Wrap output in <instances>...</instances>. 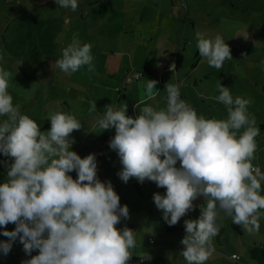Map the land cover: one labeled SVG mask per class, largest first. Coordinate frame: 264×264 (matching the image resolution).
<instances>
[{"label":"clouds","instance_id":"9594fccd","mask_svg":"<svg viewBox=\"0 0 264 264\" xmlns=\"http://www.w3.org/2000/svg\"><path fill=\"white\" fill-rule=\"evenodd\" d=\"M55 3L72 11L79 7L78 0ZM92 47L73 33L56 67L74 73L87 66L89 73L94 72ZM197 48L217 70L233 59L221 34L197 33ZM11 78L12 72L0 67V117H6L0 121V154L7 158L0 160L7 169L0 183V235L7 238L0 240V255L7 256L19 241L30 257L21 264H129L138 233L126 224L116 227L129 219V208L121 204L112 181L99 178L96 154L81 158L72 150L76 143L72 133L83 127L81 120L72 112L56 111L48 116L50 127L42 131L19 104H13ZM157 84L147 79V99L154 97ZM164 89L166 108L146 105L135 118L127 115L125 103L119 108L105 105L102 113L93 103L89 111L98 113L101 132L114 129L108 145L119 158V179L127 183L135 178L165 189L153 193V202L169 226L199 207L198 218L183 221L180 255L186 264H205L216 251L213 240L225 219L231 218L247 235L260 231L264 171L253 160L261 129L248 112L251 100L234 97L221 81L215 99L225 107L226 119L198 115L181 99L177 84L166 83ZM73 171L75 179L69 174ZM201 197L203 203L194 204ZM8 224L15 228L7 230ZM34 251L38 254L32 255ZM140 257L151 260L146 253ZM232 258L239 259L235 254Z\"/></svg>","mask_w":264,"mask_h":264},{"label":"crops","instance_id":"0c3cea01","mask_svg":"<svg viewBox=\"0 0 264 264\" xmlns=\"http://www.w3.org/2000/svg\"><path fill=\"white\" fill-rule=\"evenodd\" d=\"M182 1L185 2V9H182L176 0H82L81 6L76 11L66 8L70 13V18H66L68 23L71 19H76L72 30L69 29L70 35L77 33L80 39L93 45L91 51L94 56L95 71L89 73L87 66L86 68L83 66L74 73H64L61 70L56 72L57 75L54 73L53 75L58 77V84L62 77L69 82L67 87H60L64 94L62 99L55 100L56 106L74 113L73 107L76 104L69 101L71 89L74 88L76 96L78 91L87 92V89L82 88H88L95 95L94 101L98 112L102 113L105 105L111 104L119 108L125 103L127 115L135 118L139 115V110L146 105L156 109L166 108L167 92L164 88L166 83H174L179 86L181 99L192 105L198 115L218 119L216 106L213 103L214 95L210 88L202 87V80L207 79L209 69L206 68L208 67L206 63L203 66L199 65L205 60L199 55L197 48V33L205 34L207 37H210L209 34L211 37L215 34L216 24L209 21L210 17H213L210 15L212 8L205 7L203 11L198 0ZM211 1L206 2L209 7L212 6ZM222 3L237 8L238 5L244 4V0H223ZM66 42L71 43V41H64L65 44ZM188 60L191 61V67L186 65ZM173 64L175 68L172 70L170 66ZM134 73H139V78L126 82V77ZM78 78H89L99 86L95 87ZM147 79L158 81L156 89L153 90L152 99L146 97ZM100 93L105 95L102 101L98 98ZM82 99L84 112L81 114L83 116H77L79 111L75 115L81 120L85 132H81L83 127L73 132L77 137V153H81L79 154L81 158L90 153L96 154L97 161L101 165L98 171L99 178L112 181L114 190L120 196L121 204L128 206L132 218L140 214L142 224L147 225L151 222L145 217L148 212L149 219L159 223L158 215H161L162 211L156 208L153 193H164L165 189L157 188L153 182L146 181L140 184L135 178H130L127 183L119 179L116 173L121 165L116 152L112 151L109 145L100 153L94 147L95 139L109 141L115 134L114 129L101 132L102 130L96 125L98 113L90 112L89 100ZM141 100L145 103L138 105ZM47 126L50 127V125ZM261 136H264V133L256 137V142ZM104 173L108 179L104 177ZM198 199L202 200L199 204L203 203L202 197ZM198 212L199 207L182 217L175 226H169L163 221V232L183 234L185 217L196 215L198 218L200 214ZM153 213L156 217H152ZM132 218L126 221L131 227H136V222ZM165 226L173 230L166 231ZM216 238L223 241L221 233ZM255 241L264 244L263 238Z\"/></svg>","mask_w":264,"mask_h":264},{"label":"rangeland","instance_id":"374dc122","mask_svg":"<svg viewBox=\"0 0 264 264\" xmlns=\"http://www.w3.org/2000/svg\"><path fill=\"white\" fill-rule=\"evenodd\" d=\"M222 1L212 0V6L209 7L207 0H198L203 11L205 7L212 8L210 15L213 17H210L209 21L216 24L214 36L221 34L225 38L233 59L226 60L220 70L209 67L206 60L201 61L199 65L203 66L206 63L208 65L206 68L209 69L207 79L202 80V87L210 88L215 99L218 95L216 84L221 81L223 85L230 87L234 97L250 99L248 112L256 116L257 125L260 127L264 121V0H244V4L238 5L237 8L230 7ZM81 2L82 0H78L79 7ZM66 18H70L69 9L58 8L55 0H0V67L12 72L8 91L13 97V104H19L22 113L34 119L41 126L42 131L49 128L47 126L50 125L49 114L64 111L62 107L56 106L55 100L62 99L64 91L60 87H67L69 82L62 77L58 84V77L53 74L60 70L55 62L61 58L62 50L68 46L69 42L65 44L64 41H72L73 38L70 32L76 19H71L68 23ZM209 36L211 37L210 34ZM80 41L86 43L83 39ZM186 65L191 67V61L188 60ZM78 80H84L95 87L99 86L89 78H78ZM82 89H87V92L78 91L75 96L73 88L69 94V101L76 104L73 107L74 114L79 111L78 117H82L81 113L84 112L82 98L89 100L90 106L96 103L95 95L88 88ZM98 98L102 101L105 95L100 93ZM213 103L216 106L217 118L226 119L227 111L223 104L220 105L216 99ZM5 118L0 117V121ZM81 132H85V127ZM262 133L264 129H261L260 135ZM72 136L76 140L75 134L72 133ZM256 143V159L253 160V164L264 171V136L257 139ZM72 150L77 152L76 143ZM100 166L98 163V171ZM69 174L76 178L75 171ZM6 177L7 173L0 171V183L4 182ZM104 177L108 179L106 173ZM261 194L264 195V182H262ZM200 202L202 200L198 199L194 204ZM145 217L147 221H151L147 225L142 224L140 214L133 216L134 219L129 215V218L136 222V227H131L127 221L116 225L117 228H122L126 224L138 233V244L133 250L129 264H136L141 258L140 255L144 253L163 255L167 264H186L183 256L180 255L183 246L179 243L185 233H164L162 214L158 215L159 223L149 219L148 212ZM152 217L156 215L153 213ZM185 219H196V215H188ZM231 222V218L225 219L224 227L220 232L223 241L214 238L216 251L205 264H261L250 258L248 246L253 240L261 238L264 240V216L260 220L259 233L254 235L240 236L231 228ZM149 238L151 243L148 241ZM232 253H235L239 259H233ZM37 254L38 251L32 253V255ZM28 258L30 257L25 255L23 246L19 245L7 256L0 255V264H21Z\"/></svg>","mask_w":264,"mask_h":264},{"label":"trees","instance_id":"16d2710c","mask_svg":"<svg viewBox=\"0 0 264 264\" xmlns=\"http://www.w3.org/2000/svg\"><path fill=\"white\" fill-rule=\"evenodd\" d=\"M182 9H185V3H184V6ZM179 59H180V56L178 57V60ZM260 128L264 129V121L260 124ZM100 140H102V139H100ZM95 141H98V139H95L94 142ZM5 159H7V158L4 157L2 154H0V160H5ZM0 171L7 173V169L2 164H0ZM6 227H7V230L12 231L15 228V225L14 224H8ZM231 227L240 236H243L245 234L243 232L241 226H238V225L231 223ZM0 230H2V229H0ZM165 230L171 231V230H173V228L165 226ZM5 239H7V238L0 235V240H5ZM148 241L150 243L152 242L150 238ZM19 245H21V244L19 243V241H17L16 243H14L12 249L19 246ZM248 253H249L250 258L260 262L261 264H264V244L253 240V242L248 246ZM136 264H167V261H166L165 257L162 255H154V256H151V260L141 261L139 259Z\"/></svg>","mask_w":264,"mask_h":264},{"label":"built area","instance_id":"2783aa9c","mask_svg":"<svg viewBox=\"0 0 264 264\" xmlns=\"http://www.w3.org/2000/svg\"><path fill=\"white\" fill-rule=\"evenodd\" d=\"M176 1L179 4V6L181 8H183V6H184L183 1L182 0H176ZM138 78H139V73H134V74L126 77V82H131V81H134L135 79H138ZM107 145H108V141L107 140H98V141H95L94 142V147H95V149H96V151L98 153H100L101 151H103L107 147ZM199 215L197 217H199ZM232 257H233V255H232ZM140 260H141V258H140Z\"/></svg>","mask_w":264,"mask_h":264}]
</instances>
